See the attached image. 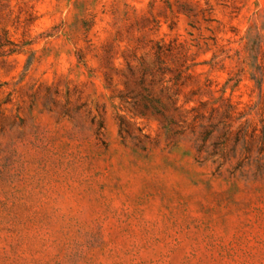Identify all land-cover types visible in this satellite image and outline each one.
Wrapping results in <instances>:
<instances>
[{"label":"rangeland","instance_id":"1","mask_svg":"<svg viewBox=\"0 0 264 264\" xmlns=\"http://www.w3.org/2000/svg\"><path fill=\"white\" fill-rule=\"evenodd\" d=\"M0 264H264V0H0Z\"/></svg>","mask_w":264,"mask_h":264}]
</instances>
